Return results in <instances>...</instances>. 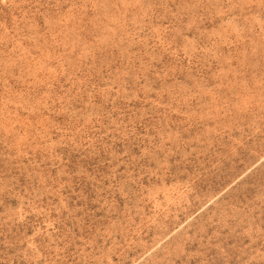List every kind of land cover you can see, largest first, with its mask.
<instances>
[{"label": "rangeland", "instance_id": "obj_1", "mask_svg": "<svg viewBox=\"0 0 264 264\" xmlns=\"http://www.w3.org/2000/svg\"><path fill=\"white\" fill-rule=\"evenodd\" d=\"M0 264H264V0H0Z\"/></svg>", "mask_w": 264, "mask_h": 264}]
</instances>
